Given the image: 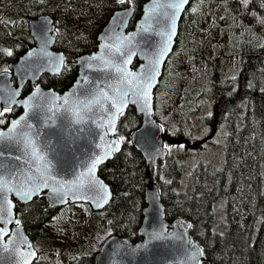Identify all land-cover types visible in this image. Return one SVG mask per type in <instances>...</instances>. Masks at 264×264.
<instances>
[{"label":"trees","instance_id":"1","mask_svg":"<svg viewBox=\"0 0 264 264\" xmlns=\"http://www.w3.org/2000/svg\"><path fill=\"white\" fill-rule=\"evenodd\" d=\"M149 1L131 0L121 4L115 0H0V49L12 52L9 56L0 51V73L9 71L10 64L35 46L29 20L50 16L58 31L55 48L65 54L66 64L61 75H45L40 86L62 94L78 77L77 59L98 49L99 35L114 13L135 8L132 30ZM262 3L264 0H254L250 6L258 16H264ZM194 4L198 7V24L185 27L183 18L180 32L184 28L189 39L184 43L179 38L173 55L175 58L177 52L186 49L187 65H191L193 55L203 50L207 80H202L196 72L197 93L185 89L180 94L182 73L176 63L167 65L156 91L155 117L170 133L176 130L178 137L186 133L192 137L190 119L198 112L201 99L208 96L207 88H210L214 107L207 122L214 132L222 125L226 127L223 158L221 165L198 163L185 183L181 182L182 165L172 155L153 168L151 175L160 188L167 220L184 218L192 223L191 236L205 251V264H264V26L242 9L237 0H194L186 13ZM207 12L211 21L203 31L200 18ZM201 32L207 40H199ZM209 48L213 59L207 57ZM229 58L236 61L232 64L235 66L232 77L226 76V64L221 63ZM34 88L28 84L24 95ZM2 113L0 120L4 123H0V129L18 117L21 110L15 108ZM141 125L142 117L134 108L120 117L117 136L123 144L122 151L100 169V176L113 193L103 211L109 218V237L118 236L134 244L142 240L139 230L147 207L146 165L131 141ZM218 204H224L227 212V222L221 230L216 226ZM85 206L93 223L99 222L103 212ZM16 211L33 241L44 240V230L57 213L44 199L28 205L17 203ZM59 239L56 234L50 235L53 248L59 247ZM99 250L85 264H94Z\"/></svg>","mask_w":264,"mask_h":264},{"label":"water","instance_id":"2","mask_svg":"<svg viewBox=\"0 0 264 264\" xmlns=\"http://www.w3.org/2000/svg\"><path fill=\"white\" fill-rule=\"evenodd\" d=\"M193 1L150 0L132 30L135 8L115 12L99 35L98 49L77 59L78 77L62 94L40 86L45 75H61L66 64L65 54L55 48V21L50 16L29 20L35 46L10 64L9 71L0 73V112L21 110L0 129V187L6 197L0 200V207L10 209L0 212V264H35L39 258L17 217V203L28 205L44 199L52 210L77 204L89 205L94 212L107 208L113 193L100 176V169L122 151L117 128L129 108L142 117L141 127L131 136L146 165L147 207L139 230L142 240L134 244L111 236L102 244L94 264L206 263L205 251L191 236L192 223L184 218L167 220L160 188L151 175V170L170 155L163 147V126L155 117L156 91ZM169 4L181 6L170 8ZM157 60L155 79L148 87L146 77L153 74ZM28 84L35 88L24 95ZM16 121L19 123L14 128ZM33 149L42 161L34 160ZM98 159L102 162L92 169ZM38 166L40 171L47 169L48 186H41L31 199H21L17 190L34 186L29 178L38 181ZM80 177L85 178L83 187H77Z\"/></svg>","mask_w":264,"mask_h":264},{"label":"rangeland","instance_id":"3","mask_svg":"<svg viewBox=\"0 0 264 264\" xmlns=\"http://www.w3.org/2000/svg\"><path fill=\"white\" fill-rule=\"evenodd\" d=\"M198 7L194 4L188 13L185 14L184 22L185 27L198 24ZM196 20V21H195ZM201 29L205 31L211 21V16L207 12L201 19ZM182 25V24H181ZM204 33L199 34V40H207ZM181 40L185 42L189 39V33L182 30L180 32ZM221 40L218 42L220 43ZM203 52V50H199ZM201 52L195 53L194 63L187 65L188 57L186 49H181L171 56L167 65H178L177 69L182 73L180 94L183 90H188L193 94L197 93L198 88L194 74L198 72V76L202 80H207L206 77V61L203 59ZM207 57L213 59L214 54L209 48L207 50ZM229 62V63H228ZM232 58L228 61H221L226 64V76L232 77L234 74L232 64H235ZM231 64V65H230ZM166 65V66H167ZM229 66V68H227ZM166 69V68H165ZM171 83L170 81L168 84ZM164 88V83H163ZM205 98L201 99V107L198 112L190 119L192 130V137L186 133L185 136L178 137L177 134L172 135L164 124L167 132H164V143L173 145L171 149L167 148L172 156H174L182 165L183 174L181 182L185 183L192 170L200 162L215 163L221 165L223 158V145L225 143L226 127L222 125L214 132L211 130L212 126L209 125L207 119L212 113L214 107V97L211 89L207 88ZM183 144L184 148H178L175 145ZM164 181H168L164 179ZM89 209L85 205H73L57 210L56 217H54L44 230L45 238L36 239L34 242L35 248L38 250L39 259L35 264H85L86 261H91L95 253L101 248L102 243L110 235V226L108 215L103 212L100 214V221L94 222L89 215ZM227 222V212L224 204L216 205V226L221 230V226ZM56 234L59 239V247L53 248L50 242V235ZM49 237V238H48Z\"/></svg>","mask_w":264,"mask_h":264},{"label":"snow or ice","instance_id":"4","mask_svg":"<svg viewBox=\"0 0 264 264\" xmlns=\"http://www.w3.org/2000/svg\"><path fill=\"white\" fill-rule=\"evenodd\" d=\"M117 2H118V3H121V4H123V3H125V2L131 3V0H117ZM182 2H183V3H187V0H182ZM237 2H238V4L240 5V7H241L242 9H244L249 15H251L253 18H256V22H257L258 24L264 26V16H258V13H256L255 11H253V10L251 9V7H250L251 4L254 2V0H237ZM180 6H181L180 4H169V5H168V7H170V8H177V9H178ZM262 7H264V3H262ZM257 17H258V18H257ZM165 50H166V49H165ZM0 51L4 52L6 55H9V56L12 55V52H11L10 50L0 49ZM158 63H159V60H157V61L154 62V64H153V69H152L153 74H152V75H148V76L146 77V79H147V81H148V85H147L148 87H151V86H152V85H151V82H152V80L155 79V76H154L155 64H158ZM5 71H7V70L5 69ZM121 71H122V70H121ZM145 95H146V93H145ZM113 107H116V104H115V103L113 104ZM118 110H119V109H118ZM2 114H3V113L0 112V115H2ZM0 123H4V121L0 120ZM18 123H19V121L14 122L13 127L15 128L16 124H18ZM160 130H161V131H164V132H167V131H168V130L165 129V128H161ZM175 132H176V130H174V131L172 132V135H175ZM23 135L26 136V133L23 134ZM28 143H30V141H28ZM175 146L178 147V148H184V147H185V145H183V144H179V145H175ZM163 147H164V148H169V149H171V148L173 147V145H170V144H167V143H166V144H164ZM0 155H2V154H0ZM33 158H34V160H36V161H42V160H43V157H42V156H37V154H36V150H35V149H33ZM100 162H102V161L99 160V159L96 160V161H94V163H93V165H92V169H94L95 166H96V164H97V163H100ZM37 171L39 172L38 181H32L31 178H29V183H31V184L34 185L30 190H27V191H25V190H23V189L17 190L16 194H17L21 199H24V200L31 199V197L39 191V188H40L41 186H43V187H47V186H48V183H47V177H46V171H47V169L45 168L44 171H40L39 166H38V167H37ZM91 171H92V170L90 169V170H89V175H91ZM78 179H79L80 183L77 185V187H83V186H84L83 181H84L85 178H84V177H80V178H78ZM89 182L91 183V180H90ZM4 191H5V189L2 188V187H0V200H6V197L4 196ZM53 191H54V192H58V189L53 188ZM104 202H105V203L107 202V198H106V197H105V199H104ZM8 204H11V201H8ZM0 212H10V209H4L3 207H0ZM0 219H3V217H0ZM9 222H11V221H9ZM17 223H18V221H17ZM2 231H3V229H0V232H2ZM193 259H195V255L193 256Z\"/></svg>","mask_w":264,"mask_h":264},{"label":"flooded vegetation","instance_id":"5","mask_svg":"<svg viewBox=\"0 0 264 264\" xmlns=\"http://www.w3.org/2000/svg\"><path fill=\"white\" fill-rule=\"evenodd\" d=\"M89 206V205H88ZM105 210V209H104ZM104 210H102V211H99V212H103ZM35 247V246H34ZM36 249V248H35ZM37 250V249H36Z\"/></svg>","mask_w":264,"mask_h":264}]
</instances>
